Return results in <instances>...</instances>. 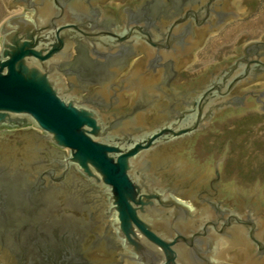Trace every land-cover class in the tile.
<instances>
[{"label":"water","instance_id":"obj_1","mask_svg":"<svg viewBox=\"0 0 264 264\" xmlns=\"http://www.w3.org/2000/svg\"><path fill=\"white\" fill-rule=\"evenodd\" d=\"M134 1L124 0L115 7ZM258 3L235 0L234 14L207 28L204 39L194 42L183 24L187 16L159 33L151 24L127 23L118 28L115 22L105 21L101 8L83 0H10L9 8L22 5L24 11L0 26V128L29 124L41 128L42 132L31 129L41 136L39 145L53 143L66 155L60 160L63 166L58 178L74 166L104 187L108 219L124 248L123 264H264V191L223 180L224 155L211 161L201 159L195 151L207 132L219 130L243 113L264 111V88L248 86L264 79V35L247 43L243 36L235 45L238 54L196 72L185 71L211 33L219 32L229 20L254 12ZM209 13L197 23L205 24ZM185 32L189 44L184 45ZM139 39L151 47L150 55L152 49L154 54L190 52L181 68L180 84L204 86L184 110L163 123L153 127L163 117L153 114L148 116L150 128L132 130L112 126L109 121L114 117L102 113L105 123L64 79L76 71L67 62L77 46L84 45L94 57L118 59L133 52ZM239 85L255 94L248 95V104L235 106L232 92ZM227 106L208 129L195 133ZM124 122L129 124V119ZM26 131L1 132L0 154L5 153L2 148L11 147L19 157L36 155L34 137ZM173 169L178 171L176 179L171 175ZM56 170L49 171L54 173L53 180ZM203 189L211 193L213 201L198 208L197 193ZM177 193L186 200L193 198L196 206ZM13 262L23 264L0 252V264Z\"/></svg>","mask_w":264,"mask_h":264},{"label":"flooded vegetation","instance_id":"obj_2","mask_svg":"<svg viewBox=\"0 0 264 264\" xmlns=\"http://www.w3.org/2000/svg\"><path fill=\"white\" fill-rule=\"evenodd\" d=\"M83 1L101 8L105 21L115 22L118 28L127 23L151 24L160 33L179 17L187 16L183 24L194 42H201L207 28L223 23L235 11V0H136L122 8L115 7L112 0ZM208 11L205 24L199 25L197 22ZM187 34H183L184 45L189 44ZM148 48L151 47L147 42L139 39L133 52L118 59H103L91 55L84 45L77 46L67 62L76 71L69 72L73 74L64 81L89 101L88 106L102 120V113L113 116L109 121L112 126L144 130L151 127L148 116L161 114L160 121L151 124L154 127L184 110L204 85L186 81L180 84L181 68L190 52L154 54L152 49L150 55ZM262 54L264 60V49ZM240 86L232 92L235 106L248 104V95L255 94ZM229 106L218 110L209 124L195 133L208 129L216 115ZM125 119H129V124H125ZM26 133L34 137L36 155L19 157L11 147L2 148L5 153L0 154V252L23 264H68L71 260L70 264H123L124 248L108 219L104 187L90 181L74 166L58 178V169L63 166L60 160L66 156L63 149L53 143L41 147V136L32 130ZM152 163L156 166L155 158ZM51 169H57L54 180ZM177 172L172 170L174 179ZM177 196L180 198L178 193ZM197 196L200 205L194 206L198 208L213 201L206 189Z\"/></svg>","mask_w":264,"mask_h":264},{"label":"rangeland","instance_id":"obj_3","mask_svg":"<svg viewBox=\"0 0 264 264\" xmlns=\"http://www.w3.org/2000/svg\"><path fill=\"white\" fill-rule=\"evenodd\" d=\"M9 2L10 0H0V26L10 16L24 11L22 5L9 8ZM111 2L115 6H120L124 0ZM262 35H264V0H259L254 12L245 17L229 20L219 32L211 33L196 52V60L186 66L185 71L196 72L217 63L220 58L238 54L235 45L243 36H246L244 43H247L261 40ZM248 86L251 89L264 88V79L250 83ZM22 129L42 132L41 128L29 124L0 128V133ZM195 151L201 159L211 161L219 160L224 155L221 164L223 180L234 181L246 187L256 186L264 191V111L243 113L225 123L219 130L207 132L196 143ZM183 200L193 205L191 199Z\"/></svg>","mask_w":264,"mask_h":264}]
</instances>
